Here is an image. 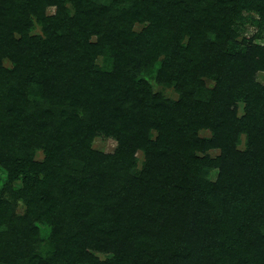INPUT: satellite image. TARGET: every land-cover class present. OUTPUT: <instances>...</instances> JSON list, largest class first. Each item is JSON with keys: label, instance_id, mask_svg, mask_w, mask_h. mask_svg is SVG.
Masks as SVG:
<instances>
[{"label": "trees", "instance_id": "1", "mask_svg": "<svg viewBox=\"0 0 264 264\" xmlns=\"http://www.w3.org/2000/svg\"><path fill=\"white\" fill-rule=\"evenodd\" d=\"M245 12L264 0H0V264H264Z\"/></svg>", "mask_w": 264, "mask_h": 264}, {"label": "rangeland", "instance_id": "2", "mask_svg": "<svg viewBox=\"0 0 264 264\" xmlns=\"http://www.w3.org/2000/svg\"><path fill=\"white\" fill-rule=\"evenodd\" d=\"M243 19L236 22L235 27L239 30V37L241 38H251L253 42L264 45V23H259V19L257 14L252 12H245L243 13ZM39 26L35 25L34 30L32 33H40ZM136 29H139V26L136 27ZM7 62H5V65ZM258 80L264 82V74H259L257 76ZM149 82L151 83L153 89L155 91L163 92V94L169 98L176 99L177 94L172 90V88H164L157 84L153 79H149ZM93 146L99 150L102 151H112L115 147V142L111 139H107L104 137H97L93 141ZM140 156V155H139ZM43 155L41 151H38L36 153V159L42 160ZM1 178H4L5 173L0 172ZM17 184V183H16ZM20 211V210H19ZM42 234L45 235V229H42ZM100 257L103 258L104 255L100 254Z\"/></svg>", "mask_w": 264, "mask_h": 264}]
</instances>
